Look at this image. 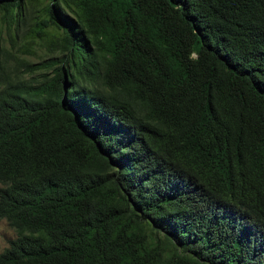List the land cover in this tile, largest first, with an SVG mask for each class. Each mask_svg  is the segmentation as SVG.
I'll return each instance as SVG.
<instances>
[{"label": "trees", "instance_id": "1", "mask_svg": "<svg viewBox=\"0 0 264 264\" xmlns=\"http://www.w3.org/2000/svg\"><path fill=\"white\" fill-rule=\"evenodd\" d=\"M0 27V264H264V0H0Z\"/></svg>", "mask_w": 264, "mask_h": 264}, {"label": "rangeland", "instance_id": "2", "mask_svg": "<svg viewBox=\"0 0 264 264\" xmlns=\"http://www.w3.org/2000/svg\"><path fill=\"white\" fill-rule=\"evenodd\" d=\"M49 31L56 32V28L49 27ZM2 39H7L6 31L0 27V41ZM33 54L24 53L23 56L31 61V63H37L43 57H53L56 54L49 50L46 44L38 38H34L31 41V44L28 45ZM29 74H26V77H29ZM16 237L15 230L8 225L5 219L0 218V252L8 246L9 240Z\"/></svg>", "mask_w": 264, "mask_h": 264}]
</instances>
